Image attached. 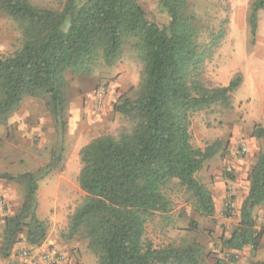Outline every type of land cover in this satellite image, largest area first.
<instances>
[{
  "label": "trees",
  "instance_id": "obj_1",
  "mask_svg": "<svg viewBox=\"0 0 264 264\" xmlns=\"http://www.w3.org/2000/svg\"><path fill=\"white\" fill-rule=\"evenodd\" d=\"M157 1L169 20L165 27L148 17L140 0H67L61 12L28 0H0V11L19 25L22 34L16 52L0 54V123L25 98L47 96V108L62 139L69 106L68 73L91 76L100 61L113 66L127 47L143 63L135 97L116 105L131 130L117 138H97L81 152L79 183L87 197L70 218L68 238L84 233L98 264H206L203 247L196 241L157 248L145 240L146 226L154 215L171 211L166 189L174 181L193 195L200 215H214L212 194L196 176L217 155L221 143L205 150L194 148L191 117L216 105L231 108L243 77L236 75L226 87H208L203 68L225 32L201 43L197 19L187 15L185 0ZM261 11L264 0H252L253 37ZM253 136L264 140V127H256ZM62 153L60 145L41 170L43 175L0 174V180L25 188L19 211L4 219L0 257L10 258L21 237L30 247L46 241L48 223L37 214L39 180L53 172ZM263 205L264 150L252 171L239 225L223 241L225 249L259 250L264 233L257 229L254 211ZM191 227L196 230L197 224Z\"/></svg>",
  "mask_w": 264,
  "mask_h": 264
},
{
  "label": "rangeland",
  "instance_id": "obj_2",
  "mask_svg": "<svg viewBox=\"0 0 264 264\" xmlns=\"http://www.w3.org/2000/svg\"><path fill=\"white\" fill-rule=\"evenodd\" d=\"M28 1L34 6L60 12L67 3V0ZM140 1L150 19L161 26L168 25V17L157 0ZM185 2L187 15L197 19L201 43L208 44L220 31L225 32L213 56L204 65L203 82L210 88L226 87L238 74L242 75L243 82L232 95L231 108L216 105L195 112L191 117L194 148L205 150L215 142L221 143L217 155L208 160L196 176L212 194L214 215H200L193 195L174 181L166 189L172 203L171 211L156 214L148 221L145 240L157 248L169 244L184 246L196 241L203 247L206 264L264 263V239L256 252L250 247L241 251L223 247V241L239 225L251 174L264 150V140L253 136L256 127H264V11L259 13L257 35L253 37L249 24L252 0ZM21 41L19 25L0 11V54H13L21 47ZM143 69L138 55L127 47L113 66L100 61L91 76L68 73L69 106L62 139L47 108V96L25 98L13 114L0 123V174L32 172L43 175L41 170L51 162L53 153L60 145L63 147L62 161L53 172L39 180L37 214L48 223L46 241L40 247H30L21 237L12 256L0 257V264H28L29 259L23 253L38 255L39 261L48 251L56 254L57 264H98V258L88 249L84 233L68 238L70 218L87 197L79 183L83 168L81 152L97 138H117L121 132L131 130V123L116 110V105L135 97ZM101 89L105 96L98 103L97 93ZM0 184L1 244L4 219L19 211L25 188L4 180H0ZM262 211L264 205L254 213L257 229L264 233ZM192 223L197 224L196 230L190 229Z\"/></svg>",
  "mask_w": 264,
  "mask_h": 264
},
{
  "label": "built area",
  "instance_id": "obj_3",
  "mask_svg": "<svg viewBox=\"0 0 264 264\" xmlns=\"http://www.w3.org/2000/svg\"><path fill=\"white\" fill-rule=\"evenodd\" d=\"M105 96V91L104 89H101L98 93H97V99H98V103H101V101H103V98ZM246 151V148L243 149V152ZM23 256L26 257L27 259H29V263L30 264H41V262H48L49 264H57L58 263V257L56 256V254H54L51 251L45 252L40 256L39 261H37L38 255H30V253L25 252L23 253Z\"/></svg>",
  "mask_w": 264,
  "mask_h": 264
},
{
  "label": "crops",
  "instance_id": "obj_4",
  "mask_svg": "<svg viewBox=\"0 0 264 264\" xmlns=\"http://www.w3.org/2000/svg\"><path fill=\"white\" fill-rule=\"evenodd\" d=\"M6 171H9V170H6ZM1 186H2V185L0 184V187H1ZM0 194H1V193H0ZM261 214H262L261 217L264 219V211H262ZM254 217H255V213H254ZM261 217H260V218H261ZM260 218L258 217V219H260ZM255 219H256V217H255ZM263 239H264V237H263ZM50 242H51V240H50ZM262 242H263V240H262ZM51 244H52V243H49V246H52ZM43 249H44V248H43ZM243 263H244V262H243ZM28 264H30V263H28Z\"/></svg>",
  "mask_w": 264,
  "mask_h": 264
}]
</instances>
